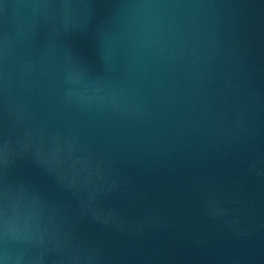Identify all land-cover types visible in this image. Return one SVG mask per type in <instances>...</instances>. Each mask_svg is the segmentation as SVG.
<instances>
[{
	"label": "water",
	"instance_id": "water-1",
	"mask_svg": "<svg viewBox=\"0 0 264 264\" xmlns=\"http://www.w3.org/2000/svg\"><path fill=\"white\" fill-rule=\"evenodd\" d=\"M0 264H264V0H0Z\"/></svg>",
	"mask_w": 264,
	"mask_h": 264
}]
</instances>
